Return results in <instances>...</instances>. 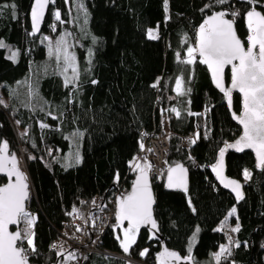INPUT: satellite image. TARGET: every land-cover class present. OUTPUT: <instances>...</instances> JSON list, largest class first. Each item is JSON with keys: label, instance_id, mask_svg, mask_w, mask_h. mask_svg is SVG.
Instances as JSON below:
<instances>
[{"label": "trees", "instance_id": "16d2710c", "mask_svg": "<svg viewBox=\"0 0 264 264\" xmlns=\"http://www.w3.org/2000/svg\"><path fill=\"white\" fill-rule=\"evenodd\" d=\"M22 2L0 0V42L8 46L0 47V91L10 98L7 106L0 105V146L6 142L18 156L21 145L26 153L28 207L37 215L35 257L29 263L59 264L65 253L52 245L72 216L87 217L96 196L109 203L116 191H107L114 182L129 191L135 175L128 163L140 150L142 132L160 131L163 113L171 132L168 167L161 180L153 181L162 240L197 264H264V168L257 171L251 153H230L227 174L244 182L245 199L237 203L218 186L212 166L240 128L199 59L182 62L194 48L206 16L225 12L245 41V14L253 9L264 13V0H84L89 24L75 30L82 45L76 85L67 84L55 71L41 76L38 68H31L46 56L43 39L62 33L73 22L71 0H51L39 36L33 34ZM151 28L158 30L156 39L147 35ZM10 49L18 50L16 61L8 57ZM178 79L183 94L176 92ZM233 109H241L238 95ZM16 123L23 133L17 134ZM196 129L199 141L189 150L183 148L182 139ZM178 164L188 170L185 191L165 186L168 170ZM245 171L250 172L247 182ZM5 182L0 178V184ZM233 209L239 231L219 230ZM120 228L113 222L102 237V248L143 264H162L160 243L151 234L138 229L125 252ZM197 229L198 241L190 253L189 240ZM226 244L227 255L214 261L213 254ZM86 264L132 263L94 254Z\"/></svg>", "mask_w": 264, "mask_h": 264}, {"label": "snow or ice", "instance_id": "6c2138e0", "mask_svg": "<svg viewBox=\"0 0 264 264\" xmlns=\"http://www.w3.org/2000/svg\"><path fill=\"white\" fill-rule=\"evenodd\" d=\"M226 0H218V3H224ZM48 0H35V7L32 11L33 27L38 30L40 21L43 17V10L46 7ZM224 12L217 13L210 17L205 25H202L199 30V46L198 48H189L187 50L188 59L182 61L186 64L194 63V53L199 52L203 57L201 63L206 64L212 72V77L216 85L228 98V103H232V89H237L243 94V116H237L240 124L243 125L244 135L234 145H228L229 148H235L237 151H242L244 147L254 148L257 156L260 159V165L264 166V15H261L255 10L247 13L249 28L251 35L248 36L250 47L245 50L241 40L237 37L232 21L224 19ZM56 19H60V13H55ZM255 17V20L253 19ZM149 35L155 38L152 32ZM64 39L61 38L59 44L63 45ZM3 42H0V47H4ZM60 51V48H57ZM49 54H52L51 48ZM179 55V54H177ZM65 62L69 67H73L75 56L65 53ZM238 61V63H234ZM226 65H231V88L225 89L223 86V73ZM75 71V68L73 67ZM182 80L176 81V91L178 94H183ZM2 103V101H0ZM173 111H176L173 109ZM176 115L180 113L176 111ZM46 127V125H42ZM195 143V141H193ZM8 145L5 142L3 148L0 149V171H4L8 158ZM224 150L220 152V161L223 162ZM12 170L8 175L15 174L16 183H10L5 187H0V264H26V257L22 256L24 249L18 248L16 242L21 238L19 231L11 233L8 230L9 224H18V218H26L27 223H34L33 217L25 211L24 201L27 199L26 191L27 184L24 182L26 177L16 168V159L11 158ZM139 167V165H137ZM180 167V166H178ZM219 165L214 166L213 171ZM175 172L176 169H172ZM245 178H250L248 171L244 172ZM172 176L169 175V187L173 186ZM234 185L233 191L236 192L237 198L242 199L243 195L239 191L240 185L235 181L229 182ZM177 186H183L178 184ZM229 184H225L228 187ZM153 203L151 192L148 188L147 177L144 170L141 169V178L136 181L131 195L126 199L121 200L118 219L121 221L127 220L130 227L125 229V240L122 242V247L125 252L128 251V244L134 242L135 233L139 229L141 223L151 224L156 228V223L151 216V205ZM235 209L232 210V213ZM230 213L229 215H231ZM239 231V227L233 229ZM131 234V235H130ZM34 234H30L27 242L35 250L34 241L31 238ZM237 246H239L237 244ZM55 247V246H53ZM228 251L222 247L221 255ZM170 256L176 257L175 253H169ZM177 259L179 257H176ZM219 259V256H217Z\"/></svg>", "mask_w": 264, "mask_h": 264}, {"label": "built area", "instance_id": "2783aa9c", "mask_svg": "<svg viewBox=\"0 0 264 264\" xmlns=\"http://www.w3.org/2000/svg\"><path fill=\"white\" fill-rule=\"evenodd\" d=\"M194 115L199 116L198 114ZM170 134L167 116L162 113L160 131L151 134L142 132L140 150L128 163L130 173L135 175L143 169L149 172L152 181L161 180L168 167L166 157L169 150ZM199 139L200 130L196 129L194 133L182 139V147L189 150ZM146 165H148V168ZM20 167L28 177L27 166L20 164ZM121 190L124 189L116 191L114 198L107 203L106 210L97 209L101 205L102 200L99 196H96L93 203V208L96 209L89 217L81 218L76 214L72 216L71 221L59 233L57 241L52 245L53 250L65 253L59 264H86L88 258L94 254L120 257L132 264H143L126 255H120L102 248V237L109 227L113 225V222H115L116 199L121 196ZM26 212L30 214V217L35 219L32 225H29L27 221L24 223L27 235L21 237L22 239L18 243V246L24 249L22 256L26 257V260L29 261L35 257V250L28 244L25 237L35 234L37 215L29 207H27ZM22 218L20 217V223H23ZM31 238L34 241V235Z\"/></svg>", "mask_w": 264, "mask_h": 264}, {"label": "water", "instance_id": "95a60500", "mask_svg": "<svg viewBox=\"0 0 264 264\" xmlns=\"http://www.w3.org/2000/svg\"><path fill=\"white\" fill-rule=\"evenodd\" d=\"M65 1L68 3V0H65ZM50 5H51V0H48V3H47L46 7L43 10V17H42V19L40 21L39 29L36 30L33 27V21H32V15H31L32 11H33V8L36 5H35V0L31 1L30 7L28 9L29 10V22H30L31 30H32V32H33V34L35 36H39L41 34L42 27L44 25L46 16L48 14ZM253 10H255L256 12H259L261 15H264V13L261 10H259V9H253ZM253 10H251V11H253ZM220 12H223V11L214 12V13H212V14H210V15H208V16H206L204 18V20L202 21L201 25L198 27V29L196 31V40H195L194 48H198V46H199V30H200L201 26L205 25V22L208 21L210 17H213L217 13H220ZM247 13L245 14L244 22H245V26H246L247 31H248V36H250L251 35V29L248 26L249 21H248ZM224 19L232 21L226 15L224 16ZM253 19L255 20V17H253ZM232 23H233V29H234L237 37L241 40L242 44L244 45L245 50H247L250 47V42L248 41V36H247L246 40L243 41L239 37V35L237 33L235 23L233 21H232ZM194 58H198L200 63H201V60L203 59V57L200 56L198 51L194 53ZM234 63H238V61H234ZM201 64L206 68L213 87L221 95H223V97L225 99V103H226V105L228 107V110H229V112L231 114V118H232L233 122L236 125H238L239 128H240V134L238 135V137L235 140H233L232 142L228 143L226 146H224L221 149V150H224L223 162L221 163V161H220V152H221V150H220L218 152V154H217L216 162L214 163V165L212 166V169H211L212 175H213L215 181L217 182L218 186L222 190H224V191L228 192L230 195H232L234 200L237 203H239V202H242L245 199V190H244V186L245 185H244V182H242V181H240L238 179H235V178H231V177L228 176V174H227V157H228V155L230 153H234V154H237V155H242L244 153H251L253 155V157H254L255 167H256L257 171H259V172L262 171L264 166L260 165V159L257 156L256 150L254 148L244 147V149L242 151H237L235 148L227 147L228 145L236 144V142L238 140H240L241 137L244 135L243 125L240 124L239 120L236 118L237 116H241V117L243 116V94L241 92H239L237 89H232V103L229 104L228 103V98L225 95V93L222 92L220 90V88L217 87L216 82L214 81V79L212 77L211 69L206 64H203V63H201ZM227 72H229L228 81H227V78H226V73ZM222 82H223V86L225 87L226 90L231 88V65H226L225 66L224 73H223V81ZM235 95H238L240 97V100H241V109H240L239 112H235L234 109H233V99H234ZM2 148H3V145L0 146V149H2ZM5 155L8 158V163L6 164L5 170L4 171H0V178L5 179L6 182L4 184H0V187H5V186H7L10 183H16L17 182V178H16L15 174H13L11 176L8 175L9 171L12 170L11 158L14 156L15 159H16V168L18 169V171L20 173H22L26 177V180L24 181L27 184L26 191L28 193L27 199L24 201V206H25V211H26L27 207H28V204H29V201H30V197H31V183H30L28 177L26 176V174L22 171V169L20 167V160H19L18 156L15 155V154H11L9 149H7V153ZM217 165H219V167L216 168V171H213L214 166H217ZM178 166H180V167H178ZM172 169H176V171L172 172L171 171ZM144 174L147 177L148 188H149V190L151 192V196H152V200H153V203L151 205V216H152V219L156 223V228H153L150 223L149 224L141 223L139 225V230H146L149 234H151L153 236V238H155L157 240V242L160 243V249H159L158 256H159V260L161 261L162 264H197L192 259L184 257L180 253L169 249L167 244L162 240L160 232H159V228H158V225H157V222H156L155 214H154V209H155V205H156V198H155V192H154V189H153V181H152V178H151V176H150V174H149V172L147 170H144ZM169 175H171L172 178H173L172 179V183H173L172 187H169V180H168ZM188 177H189L188 170L183 165H181V164L175 165V166L171 167L168 170V172H167L165 186H166V188L168 190H182V191H185L188 188ZM140 178H141V172L135 174V176L133 178V181H132V184H131L130 189L127 192V194H125L124 196H119L116 199L115 222H116V224H118L120 226H127V227L131 226L129 221H127V220L121 221V220L118 219V214H119V210H120V203H121V200L126 199L127 196L132 194L134 188H136V181L138 179H140ZM230 181H235V182L239 183V185H240L239 191L243 195L242 199H238L237 198L236 192H234L232 190L234 185H231L229 183ZM178 184H182L183 186H177ZM225 184H229V186L225 187ZM118 189H119L118 182H114L110 186V188L108 189L107 193L113 192V191H117ZM106 208H107V202H106V197H105L102 200L101 205L97 209L98 210H106ZM95 209L96 208H90L87 217H89L91 215V213L95 211ZM18 220H19L18 224H9V226H8L9 232L14 233V232L19 231L21 233V231H20V218H18ZM20 240H18L16 242V246L18 248H20L18 246V243L20 242ZM169 253H175L176 257H179V258L177 259L176 257L170 256ZM26 264H30L29 261L26 260Z\"/></svg>", "mask_w": 264, "mask_h": 264}, {"label": "rangeland", "instance_id": "374dc122", "mask_svg": "<svg viewBox=\"0 0 264 264\" xmlns=\"http://www.w3.org/2000/svg\"><path fill=\"white\" fill-rule=\"evenodd\" d=\"M31 1L32 0H23V2H22L23 9L28 10L30 7ZM71 3L73 6V9H74L73 10V12H74L73 22H71L70 25L68 26V28H65L62 33L57 34L56 36H52V35L49 36L48 35L47 37H45L43 39V42L45 43V45L47 47L46 56L38 64L33 63L31 65V68H38V74L37 75H41V76L45 75L46 73H49L51 71H55L57 74H60L64 78V80L66 81L67 84L76 85V83H78V81L80 80V77H81V73L79 71V58H78V56H79V52L82 49V45H81V41L77 38L78 36L76 35L75 30H83L84 28H88L89 12H88L87 7L84 3V0H71ZM86 16H87V18H86ZM149 32H152L153 35L155 36V38L150 36ZM147 35L150 39H156L158 36L157 28L149 29ZM90 36L92 37V35H90ZM61 38L64 39L63 45L59 44ZM92 38L94 39V37H92ZM3 44L5 45L4 47L8 48V46H6V44L4 42H3ZM58 47L60 48L59 52L57 51ZM50 48L52 50L51 55L49 54ZM65 53H67L68 55H74L75 56V63L73 66L75 68V71L73 70V67H69L68 64L65 62V60H64ZM18 56H19L18 50H16V49H10L9 50L8 57L12 61H16ZM0 101H2V103H0V105H6L7 106L10 102V98L7 97L4 92L0 91ZM18 126H19V124L16 123L15 129H16L17 134L23 133L24 132L23 130L21 131L20 128L17 129ZM18 158L20 160V164H24V166H25L26 165V153H25V150L23 149V147L21 145H19ZM146 167L148 168V165H146ZM248 179L249 178L246 179L244 176L245 182H247ZM121 192H122L121 196H124L125 194H127V191H125V190H121ZM230 213H232V211ZM229 214L225 217V219L222 221V223L218 227L219 230H229V229L233 230L234 228L237 227L236 211L234 213H232L231 215H229ZM22 220H23V223H20V231H21V236L24 237L27 235V232L24 228V223L27 220H26V218H22ZM120 227L121 228L119 229V236H120L119 238H120L121 242H123L125 240V229H127L129 227H125V226H120ZM199 232H200V230L197 229L189 240V251H190V253L192 252L194 246L196 245V243L198 241ZM136 236H137V232L135 233V238H136ZM132 243L133 242H130L128 244V248ZM222 247L229 249L228 244L220 246L219 249L213 254V259L216 262L219 261L222 257H225L227 255L228 251L224 252L221 255V248ZM146 252L147 251L144 250L141 253V256L145 257ZM117 254L124 255V256L126 255V254H122V253H117ZM217 256H219V259H217Z\"/></svg>", "mask_w": 264, "mask_h": 264}]
</instances>
